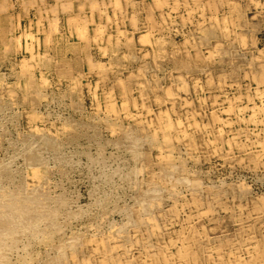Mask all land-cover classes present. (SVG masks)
Masks as SVG:
<instances>
[{"label": "rangeland", "instance_id": "rangeland-1", "mask_svg": "<svg viewBox=\"0 0 264 264\" xmlns=\"http://www.w3.org/2000/svg\"><path fill=\"white\" fill-rule=\"evenodd\" d=\"M39 1L0 7V264H264V0Z\"/></svg>", "mask_w": 264, "mask_h": 264}, {"label": "bare ground", "instance_id": "bare-ground-1", "mask_svg": "<svg viewBox=\"0 0 264 264\" xmlns=\"http://www.w3.org/2000/svg\"><path fill=\"white\" fill-rule=\"evenodd\" d=\"M7 1H8V0H7ZM29 1L32 2V0H29ZM58 1H60V0H58ZM66 1H69V0H66ZM77 1H78V0H77ZM84 1H85V0H84ZM3 2H4L3 5L9 4V3L6 2V0H4ZM5 2H6V3H5ZM30 2H29V3H30ZM36 2H37V1H36ZM36 2H35V3H36ZM39 2H41V0H40ZM62 2H63V1H61V3H62ZM72 2H73V1H72ZM72 2H70V3L72 4ZM94 2H95V1H94ZM94 2H92V3H94ZM24 3H25V2H24ZM32 3H33V2H32ZM63 3H64V5L66 4V2H63ZM63 3H62V5H63ZM68 3H69V2H68ZM84 3H85V2H84ZM92 3H91V5H92ZM27 4H28V3H27ZM56 4H57V3H56ZM226 4H227V3H226ZM229 4H230V3H229ZM3 5H0V7H1V6L3 7ZM59 5H60V3H59ZM62 5H61V6H62ZM64 5H63V6H64ZM81 5H82V4H81ZM99 5H100V4H99ZM30 6H31V4H30ZM32 6H34V5L32 4ZM96 6H98V3L96 4ZM2 7H1V8H2ZM6 7L9 8L8 5H7ZM65 7H68V4H67V6H64V8H65ZM70 7H71V6H70ZM78 7H79V6H78ZM83 7H84V5H83ZM83 7H81V9H83ZM94 7H95V5H94ZM94 7H93V8H94ZM99 7H100V6H99ZM99 7H98V8H99ZM228 7H229V6H228ZM231 7H232V6H231V4H230V8H231ZM50 8H53V6L51 7V5H50ZM54 8L57 9V6L55 7V5H54ZM68 8H69V7H68ZM95 8H96V7H95ZM98 8H97V9H98ZM232 8H233V7H232ZM48 9H49V8H48ZM48 9H44L45 14H46V16H45V20H47V18H46V17H47V13H46V12H48ZM61 9H62V8H61ZM65 9H67V8H65ZM69 9H71V8H69ZM75 9H76V8H75ZM46 10H47V11H46ZM51 10H53V9H51ZM67 10H68V9H67ZM231 10H232V9H231ZM55 11H56V10H55ZM63 11H64V9H63ZM63 11H61L60 13H62ZM70 11H72V9H71ZM74 11H75V10H74ZM76 11H77V10H76ZM81 11H82V10H81ZM91 11H92V10H91ZM93 11H94V10H93ZM99 11H100V10H99ZM39 12H40V11H39ZM49 12H50V11H49ZM51 12H52V11H51ZM64 12H65V11H64ZM66 12H68V11H66ZM66 12H65V13H66ZM82 12H83V11H82ZM0 13H1V12H0ZM41 13H42V11H41ZM53 13H55V12H53ZM53 13H51V14H53ZM56 13H57V12H56ZM78 13H79V12H78ZM78 13H75V14H78ZM90 13H91V12H90ZM99 13H101V15H102V12H101V11H100ZM107 13H108V12H107ZM39 14H40V13H39ZM42 14H43V13H42ZM51 14H50V15H51ZM67 14H68V13H67ZM79 14H80V13H79ZM79 14H78V15H79ZM54 15H55V14H54ZM57 15H58V13H57ZM78 15H76L77 18L79 17ZM93 15H95V14L93 13ZM98 15H99V14H98ZM103 15H104V14H103ZM40 16H42V15H40ZM99 16H100V15H99ZM99 16H97V17H99ZM104 16H105V15H104ZM59 17H60V16H59ZM70 17H71V16H70ZM72 17H73V16H72ZM83 17L85 18V17H86V14H85V16H83ZM92 17H93V16H92ZM101 17H102V16H101ZM106 17H107V20H109V19H108L109 15H107ZM39 18H40V17H39ZM39 18H38V19H39ZM73 18L75 19V17H73ZM109 18H110V17H109ZM216 18H217V17H216ZM40 19H41V18H40ZM51 19H53V18H51ZM55 19H57V18L54 17L53 23H54V21H57V22H58L61 18L58 19V20H55ZM90 19H91V15H90ZM43 20H44V19H43ZM48 20H49V19H48ZM77 20H78V19H77ZM79 20H80V17H79ZM86 20H87V18H86ZM91 20H92V19H91ZM91 20H90V23H92L94 19L92 20V22H91ZM31 21H32V20H31ZM70 21H71V20H70ZM81 21H85V19H84V20L81 19ZM18 22H19V19H18L17 23H18ZM72 22H73V20H72ZM72 22H71V23H72ZM76 22H77V21H76ZM78 22H79V21H78ZM85 22H86V21H85ZM98 22H100V21H98ZM101 22H102V21H101ZM101 22L99 23L100 25H101ZM109 22H110V21H109ZM36 23H37V22H36ZM41 23L44 24L43 21H42ZM41 23H38V24H41ZM48 23H49V21H48ZM55 23H56V22H55ZM68 23H69V22H68ZM79 23H81V22H79ZM87 23H88V22H87ZM90 23H89V24H90ZM106 23H108V22H106ZM110 23H111V22H110ZM134 23H136V22L134 21ZM28 24H30V21H29ZM42 24H41V25H42ZM49 24H51V23H49ZM49 24H48V26H49ZM69 25H70V24H69ZM81 25H82V24H81ZM84 25H85V24H84ZM87 25H88V24H87ZM104 25H105V24H104ZM18 26H19V25H17V28H20V27H18ZM38 26H39V25H38ZM55 26H57V24L54 25L53 27H55ZM76 26H77V25H76ZM95 26H96V25H95ZM11 27H12V24H11ZM24 27H25V26H24ZM42 27H44V26H42ZM53 27H52V31H50V34H51V35H52V33H54V31H56V28H53ZM57 27H58V26H57ZM79 27H80V24H79ZM103 27H104V26H103ZM106 27H107V26H106ZM29 28H30V27H29ZM38 28H39V27H38ZM38 28H37V30H39ZM44 28H45V27H44ZM49 28H51V26H50ZM59 28H60V27H59ZM59 28H58V29H59ZM66 28H67V27H66ZM68 28H69V27H68ZM68 28H67V29H68ZM104 28H105V27H104ZM104 28H103V30H104ZM25 29H26V28H25ZM53 29H54V30H53ZM58 29H57V30H58ZM63 29H64V28H63ZM70 29H71V28H70ZM78 29H79V28H78ZM78 29H76V32L78 31ZM82 29H83V27H82ZM82 29H81V30H82ZM84 29H85V28H84ZM86 29L88 30V27H87ZM4 30H5V28H4ZM7 30H8V29H7ZM9 30H10V28H9ZM37 30H36V32H37ZM71 30H72V29H71ZM81 30H79V32H80ZM87 30H85V31H86L85 34L87 33ZM96 30H98V28H96L95 31H96ZM105 30H106V28H105ZM26 31H27V30H26ZM43 31H45V30H43ZM43 31H42V32H43ZM60 31H61V30H60ZM62 31H63V30H62ZM98 31H100V30H98ZM51 32H52V33H51ZM57 32H59V31H57ZM64 32H65V31H64ZM67 32H68V31H67ZM71 32H72V31H71ZM82 32H83V31H82ZM101 32H102V29H101L100 33H101ZM150 32H151V31H150ZM24 33H25V30H24ZM37 33H38V32H37ZM60 33H62V32H60ZM88 33H89V32H88ZM88 33H87V35H88ZM95 33H96V32H95ZM7 34H8V33H7ZM31 34H32V33L30 32V35H29V33H28V34L23 35V36H26V37H27V35H28V36L33 37V34H32V35H31ZM78 34H79V33H78ZM83 34H84V33H82V35H83ZM104 34H105V33H104ZM146 34H148V32H147ZM69 35H70V37H71L72 34H69ZM80 35H81V34H80ZM102 35H103V34L101 33V36H100V37H99L98 35H96V36H98L99 38H102ZM108 35H109V34H108ZM20 36H21V35H20ZM20 36H18L19 40H20V38H21ZM110 36H111V35H110ZM142 36H143V35H142ZM31 37H30V39H31ZM75 37H76V35H75ZM83 37H85V36H82L81 38L83 39ZM94 37H95V36H94ZM94 37H93V38H94ZM111 37H112V36H111ZM38 38H39V37H38ZM38 38H37V39H38ZM79 38H80V37L78 36V39H79ZM85 38H86V41H85V42H87V40H88V39H87V36H86ZM88 38H89V37H88ZM144 38H145V39H144ZM146 38H148V36H147V35H146V36L144 35V36H143V39H144L145 41L150 42L149 39L146 40ZM155 38H156V37H155ZM5 39H7V38H5ZM60 39H61V37H60ZM62 39H63V38H62ZM78 39H77V40H78ZM95 39H97V38H95ZM110 39H112V38H110ZM110 39H108V40H110ZM141 39H142V38H141ZM26 40H27V39H26ZM26 40H25V44H27V43H26ZM32 40H33V39H32ZM80 40H81V39H80ZM117 40H118V38H117ZM5 41H6V40H5ZM17 41H18V40H17ZM97 41H98V40H97ZM100 41H101V40H100ZM56 42H57V41H56ZM79 42H80V41H79ZM85 42H83V43L85 44ZM129 42H130V41H129ZM6 43H7V42H6ZM37 43L39 44V42H37ZM59 43H60V42H59ZM62 43H63V42H62ZM83 43H82V44H83ZM100 43H101V42H100ZM150 43H151V42H150ZM30 44H31V42H30ZM38 44H37V45H38ZM48 44H49V42H48ZM50 44H51V42H50ZM52 44H53V43H52ZM90 44H91V43H90ZM4 45H6V44H4ZM19 45H20V44H19ZM31 45H32V44H31ZM27 46H28V45H26V47H27ZM33 46H34V45L31 46L32 48H30V50L34 48ZM47 46H48V45H47ZM72 46H73V45H72ZM82 46H84V45H82ZM82 46H81V47H82ZM87 46H88V48H90V47H89V43H88ZM97 46H98V45H97ZM18 47H19V46H18ZM24 47H25V46H24ZM45 47H46V46H45ZM76 47H77V49H78V46H77V45H76ZM5 48H8V47H5ZM21 48H22V45H21ZM73 48H74V47H73ZM88 48H87V49H88ZM97 48H98V47H97ZM60 49H61V48H60ZM71 49H72V48H71ZM81 49H82V48H81ZM81 49H80V50H81ZM85 49H86V48H85ZM99 49H100V48H99ZM104 49H105V47H104ZM4 50H5V49H4ZM19 50H20V48H19ZM26 50H28V49H26ZM26 50H25V51H26ZM33 50H34V49H33ZM78 50H79V49H78ZM82 50H83V49H82ZM17 51H18V48H17ZM31 52H32V50H31ZM59 52H62V51H59ZM29 54L31 55V53H29ZM44 54L46 55L47 53H44ZM88 54H89V53H88ZM88 54H87V55H88ZM56 55H58V54H56ZM36 56H37V55H36ZM74 56H75V55H74ZM88 56H89V55H88ZM91 56H92V55H91ZM21 59H22V58H21ZM23 59H24V58H23ZM29 59H31V58H29ZM91 59H92V57L89 58V60H91ZM25 60H26V59H25ZM32 60H33V59H32ZM34 60L36 61V59H34ZM85 60L87 61L88 58L85 59ZM91 61H92V60H91ZM20 62H21V61H20ZM21 63H22V62H21ZM23 63H24V62H23ZM88 63H89V62H88ZM95 63H96V62H95ZM89 64H90V63H89ZM90 66H91V67H94L95 65H94V63H92V65H90ZM100 66H101V65H100ZM100 66H99V68H100ZM103 66H104V65H103ZM95 67H96V66H95ZM19 68H20V67H19ZM97 68H98V66H97ZM41 70H42V69H41ZM74 73H75V72H74ZM72 77H73V76H72ZM69 79H70V78H69ZM75 79H77V78L75 77ZM80 81H81V80H80ZM76 82H77V81H76ZM76 82H75V83H76ZM77 83H78V82H77ZM32 85H33V84H32ZM77 85H79V84H77ZM77 88H78V87H77ZM169 93H170V92H169ZM7 98H8V97H7ZM10 99H11V98H10ZM23 103H24V102H23ZM112 104H113L114 106L116 105V104H114V103H111V104L109 103V105H111L110 107H113ZM109 109H110L111 111H112L113 109L116 110L115 107H114L113 109H112V108H109ZM109 109H108V110H109ZM108 110H107V112H108ZM114 110H113V113L115 112ZM111 111H110V112H111ZM161 113H162V112H161ZM163 113H164V112H163ZM163 113H162V115H164ZM115 114H116V112H115ZM158 116H159V115H158ZM169 119H171V118H169ZM172 122H173V121H172ZM172 122L169 121L168 119H165L164 117H160V116H159V117H158V124L156 123V124H157V128L154 127V126L151 125V124H150V125L152 126V128H153V127L156 128V131H157V129H158V131H159V130L162 131V132L159 131V133H163L162 135L164 136V131L167 132V133L169 132V134H170L172 129L175 130V127H173L174 125H173ZM176 122H178V121H176ZM174 124H175V123H174ZM177 124H181V123L179 122V123H177ZM177 124H176V125H177ZM180 126H181V125H180ZM176 128H177V127H176ZM178 128H179V127H178ZM178 128H177V129H178ZM35 130H38V129L36 128ZM179 130H181V129H178V131H179ZM156 131H155V132H156ZM178 131L175 130V133H176L175 135H176L177 138H178V136H177V134H178L177 132H178ZM182 131H183V132H180V131H179L180 134H183L184 131L186 132L185 129H183ZM153 132H154V130H153ZM153 132H152V134H153ZM167 133H166V134H167ZM152 134H151V135H152ZM185 134H188V133H184L183 135H185ZM156 135H158V133H157ZM167 135H168V134H167ZM167 135H166V136H167ZM188 135H189V134H188ZM154 136H155V133H154ZM171 136H172V135L170 134V137H169V138H171ZM173 136H174V134H173ZM173 136H172V137H173ZM186 136H187V135H186ZM161 137H162V136H161ZM161 137H160V138H161ZM187 137H189V136H187ZM155 138H156V137H155ZM164 138L166 139L165 136H164ZM162 139H163V138H162ZM171 139H173V138H171ZM178 139H179V138H178ZM58 140H59V138H58ZM56 141H57V140H56ZM56 141H55V142H56ZM166 141H168V140H164V142H166ZM168 142H169V141H168ZM41 143H42V142H41ZM58 143L61 144L60 142H58ZM43 144H44V143H43ZM166 144H168V143H166ZM169 145H170V144H169ZM44 146H45V145H44ZM164 156H165V155H164ZM167 157H169V155H167ZM164 158H165V157H164ZM41 164H42V163H41ZM35 165H37V164H35ZM35 165H34V166H35ZM37 166H39V165H37ZM31 167H32V166H31ZM29 168H30V167H29ZM35 169H36V168H35ZM38 170H39V169H38ZM34 171H35V170H34V168H33V171H32V177H30L31 179H36V178H38V176L36 175V174H37L36 171H35V172H34ZM28 177H29V176H28ZM191 182H193V181H191ZM194 182H195V181H194ZM3 192H4V191H3ZM4 193H5V192H4ZM1 194H2V191H1ZM18 194H19V193H18ZM22 194H23V193H22ZM19 195H20V194H19ZM20 196H21V195H20ZM9 198H10V197H8V199H9ZM15 199H16V198H15ZM15 199H14V200H15ZM17 199H18V198H17ZM11 200H12V199H11ZM14 200H13V201H14ZM1 201H2V200H1ZM3 201H4V199H3ZM5 201H7V200H5ZM9 201H10V199H9ZM15 201H17V203H18L20 200H15ZM15 201H14V202H15ZM7 202H8V201H7ZM11 202H12V201H11ZM21 202H22V201H21ZM5 203H6V202H5ZM5 203H3V204H5ZM9 203H10V202H9ZM12 203H13V202H12ZM10 204H11V203H10ZM10 204H9V205H10ZM13 205H14V203H13ZM15 205H16V204H15ZM15 205H14V206H15ZM18 206H19V205H18ZM4 208H5V207H4ZM4 210H5V209H4ZM2 211H3V209H2ZM28 211H29V210H28ZM19 212H20V211H19ZM0 216H1V215H0ZM151 217H152V216H151ZM151 217H150V219L152 220L153 218H151ZM27 218H29V217H27ZM145 219H147V218H145ZM150 219H149V220H150ZM12 221H13V220H12ZM1 222H2V221H1ZM152 222H155V223L157 224L156 220H155V221H152ZM7 223H8V222H7ZM7 223H5V225H6ZM39 223H40V222H39ZM147 223H148V219H147ZM155 223H154V224H155ZM11 224H12V223H11ZM142 224H143V223H142ZM151 225H152V224H151ZM157 225H159V223H158ZM157 225H155V229L157 228V227H156ZM6 226H7V225H6ZM9 226H10V224H9ZM25 226H26V225H25ZM148 226H149V225H148ZM151 227H152V229H153V228H154V225H153V226H150L149 228L151 229ZM10 228H11V227H10ZM10 228H9L8 231L11 230ZM23 228H24V227H23ZM23 228H21V229L23 230ZM6 229H7V228H6ZM21 229H20V230H21ZM24 229H25V228H24ZM1 230H2V229H1ZM142 230H143V229H142ZM23 231H24V230H23ZM23 231H22V232H23ZM152 231H153V230H152ZM22 232H21V233H22ZM14 233H15V232H14ZM112 237H113V236H112ZM110 238H111V237H110ZM182 238H183V237H182ZM8 239H9V238H8ZM14 239H15V238H14ZM112 239H113V238H112ZM11 240H12V239H11ZM99 241H100V240H99ZM101 241H102V240H101ZM180 241H181V244L179 243L180 245H178V247H177L178 249H177V253H176L177 258H180V259H181L180 262H181V263H184V262H189L191 259H195V257H194L195 255L192 254V253L190 252V250H189V246H190L189 243H187V241H185V239H183V240L180 239ZM4 242H5V241H4ZM191 242H192V241H191ZM2 243H3V242H2ZM63 243H64V242H63ZM66 243H67V242H66ZM101 243H102V242H101ZM61 244H62V243H61ZM1 245H2V244H1ZM3 245H4V243H3ZM5 245H6V243H5ZM175 245H176V244H175ZM7 246H9V245H7ZM10 246H11V241H10ZM4 247H5V246H4ZM0 249H1V247H0ZM3 249H4V248H3ZM3 249H2V250H3ZM5 249L7 250L6 247H5ZM3 251H4V250H3ZM3 251H1V252H3ZM1 252H0V253H1ZM5 252H6V251H5ZM162 256H165V258H166L168 255L166 256L165 253H163ZM153 259H154V258H153ZM173 260H174V259H173ZM3 261H4V260H3ZM1 262H2V261H1ZM87 262H88V260H87ZM87 262H86V264H87ZM145 262H146V261H145ZM150 262H151V261H150ZM121 263H122V262H121ZM143 263H144V262H143ZM2 264H3V263H2ZM5 264H6V263H5ZM146 264H147V263H146ZM193 264H194V263H193Z\"/></svg>", "mask_w": 264, "mask_h": 264}]
</instances>
